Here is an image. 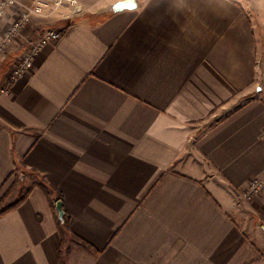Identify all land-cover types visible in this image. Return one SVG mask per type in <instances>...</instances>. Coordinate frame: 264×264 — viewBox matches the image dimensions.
I'll return each mask as SVG.
<instances>
[{
  "label": "crops",
  "instance_id": "obj_1",
  "mask_svg": "<svg viewBox=\"0 0 264 264\" xmlns=\"http://www.w3.org/2000/svg\"><path fill=\"white\" fill-rule=\"evenodd\" d=\"M15 1L5 22L38 0ZM118 1L47 8L0 59V201L33 187L0 216V264H61L45 183L67 264H264V199L241 195L264 180V0Z\"/></svg>",
  "mask_w": 264,
  "mask_h": 264
},
{
  "label": "built area",
  "instance_id": "obj_2",
  "mask_svg": "<svg viewBox=\"0 0 264 264\" xmlns=\"http://www.w3.org/2000/svg\"><path fill=\"white\" fill-rule=\"evenodd\" d=\"M76 0H58L56 6H72L76 4ZM49 5L42 0H39L32 7L19 8L15 15L16 17L9 21L8 25L2 27L1 20L6 18L7 14L16 7L15 0H0V59L7 51V49L17 40L23 37L24 30L31 22L34 16L43 14L45 7ZM61 37V32L58 30H47L37 42L31 41L29 53L18 60H16L10 72L9 79L17 82L26 77L32 69L35 57L52 41H57ZM5 91V90H4ZM246 200H252L255 197L264 199V181L260 178H254L249 185L241 193ZM264 225V218H263Z\"/></svg>",
  "mask_w": 264,
  "mask_h": 264
},
{
  "label": "trees",
  "instance_id": "obj_3",
  "mask_svg": "<svg viewBox=\"0 0 264 264\" xmlns=\"http://www.w3.org/2000/svg\"><path fill=\"white\" fill-rule=\"evenodd\" d=\"M45 190H47L48 194L51 195L50 193H55L56 194V198H54L51 202H52V206L53 208L56 210V203L58 200H62L63 204H64V199L63 196L61 194V192H59L55 187L51 186L48 183H45ZM33 187H30L26 190V192L21 196V198L17 199L15 202L12 203H6V199L7 198H3L0 201V216L14 210L15 208H17L20 204H22L24 202V200L28 197L29 193L31 192ZM10 196V192L8 191L7 193H5V195L3 197H9ZM66 212V211H65ZM58 223V227H59V231L61 233V247H60V251H59V258H60V263L61 264H67L66 263V259L64 258V253L66 252L67 247V241H68V236L71 232V223H70V216L66 213L65 214V221L64 223H62L60 220H57Z\"/></svg>",
  "mask_w": 264,
  "mask_h": 264
},
{
  "label": "rangeland",
  "instance_id": "obj_4",
  "mask_svg": "<svg viewBox=\"0 0 264 264\" xmlns=\"http://www.w3.org/2000/svg\"><path fill=\"white\" fill-rule=\"evenodd\" d=\"M39 1V0H38ZM37 1V2H38ZM42 1H45L49 6L48 7H45L44 8V10H43V14H44V11H45V9H51L52 11L53 10H57L60 14H62V15H67V16H75V15H78V14H80V13H82L83 11H84V8H83V6H82V4L79 2V0H76L77 1V3L76 4H73L72 6H67V5H64V6H61V5H59V7H57L56 6V2L58 1V0H56V1H54L53 3H51V2H49V1H46V0H42ZM36 2V3H37ZM35 3V4H36ZM51 5H53V6H51ZM34 6V5H33ZM54 7H55V9H54ZM14 9V8H13ZM16 13V12H15ZM9 14V13H8ZM42 15V14H41ZM36 16H39V15H36ZM16 17V15L14 14L13 15V18H15ZM35 17V16H34ZM5 19V18H4ZM4 19L3 20H1V26L2 27H4V26H6V25H8V23H9V21H10V19L8 20V21H4ZM12 20V19H11ZM25 31V30H24ZM255 178H260V179H262L261 177H255ZM254 179V178H253ZM253 179H251V180H253ZM250 180V181H251ZM263 180V179H262ZM250 181L248 182V185H249V183H250ZM264 181V180H263ZM18 182H19V180L17 181V184H16V186H15V188L18 186Z\"/></svg>",
  "mask_w": 264,
  "mask_h": 264
},
{
  "label": "water",
  "instance_id": "obj_5",
  "mask_svg": "<svg viewBox=\"0 0 264 264\" xmlns=\"http://www.w3.org/2000/svg\"><path fill=\"white\" fill-rule=\"evenodd\" d=\"M133 4H135V8L132 7ZM137 8H138L137 0H121V1L116 2L113 5L112 10L114 12H121V11H124V10H135ZM56 208H57V211H58L59 220L62 223H64L66 212H65L62 200H58L57 201Z\"/></svg>",
  "mask_w": 264,
  "mask_h": 264
},
{
  "label": "snow or ice",
  "instance_id": "obj_6",
  "mask_svg": "<svg viewBox=\"0 0 264 264\" xmlns=\"http://www.w3.org/2000/svg\"><path fill=\"white\" fill-rule=\"evenodd\" d=\"M132 7L135 8V4H133Z\"/></svg>",
  "mask_w": 264,
  "mask_h": 264
}]
</instances>
